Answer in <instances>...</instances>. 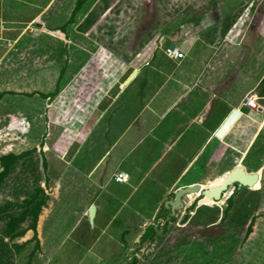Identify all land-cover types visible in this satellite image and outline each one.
Returning a JSON list of instances; mask_svg holds the SVG:
<instances>
[{"label": "rangeland", "instance_id": "374dc122", "mask_svg": "<svg viewBox=\"0 0 264 264\" xmlns=\"http://www.w3.org/2000/svg\"><path fill=\"white\" fill-rule=\"evenodd\" d=\"M76 1L0 0V21L29 25L3 34L9 39L22 35V41L0 45V92L21 99L7 108L2 102L0 109L22 111L27 101L35 107L30 117L22 112L13 120L1 117L0 155L8 152L9 143L18 152L39 140L46 142L47 133L57 134L43 120L38 104L53 92L63 65L72 64L73 56H63L62 33L71 39L79 31L89 33L92 42L86 43L95 46L84 48H104L112 66L178 65L183 79L201 80L208 94L216 96L219 103L212 105L211 123L237 110L233 122L222 126L223 142L207 151L202 178L212 169L220 176L209 179L205 191L215 192L236 168L254 174L256 180L239 188L230 184L218 199L188 194L182 198L184 208L173 216L162 209L154 219L140 217L139 227L121 235V246L90 264H264V0H87L73 23L66 24ZM61 26L64 32L56 30ZM170 44L184 54L181 61L172 63L162 53ZM86 57L81 61L87 62ZM131 73L129 69L123 79ZM249 99L255 108L246 107ZM24 129L28 137L14 136ZM30 153L0 182V239L7 245L1 264H31L29 249L16 239L31 225L30 212L45 195L38 184L44 166L37 148ZM12 219L20 221L10 229ZM59 252L51 264L78 260L64 257L65 248Z\"/></svg>", "mask_w": 264, "mask_h": 264}, {"label": "crops", "instance_id": "0c3cea01", "mask_svg": "<svg viewBox=\"0 0 264 264\" xmlns=\"http://www.w3.org/2000/svg\"><path fill=\"white\" fill-rule=\"evenodd\" d=\"M15 31L1 29L0 45L21 43L22 35L3 36ZM61 35L63 56H73L72 64L63 65L55 95L38 104L43 120L57 134L47 133L46 142L39 140L18 152L9 143L8 152L0 157L27 152L29 156L17 159L11 172L37 148L45 168L38 184L46 200L35 230L25 227L24 234L16 238L29 249L31 264H51L62 248L66 249L64 257H78L74 264L99 263L107 250L121 246L122 234L139 227L140 217L141 221L154 219L162 209L169 216L163 203L173 199L178 189L198 184L200 191L190 194L197 195L203 193L209 179L220 176L218 169H212L202 178L209 147L226 137L219 138L222 128L216 130L227 115L220 108L219 122L209 121L216 96L208 94L201 80L183 79L178 65L112 66L104 48H84L95 46L86 43L92 42L89 33L79 31L72 39ZM84 56L87 62L81 61ZM129 69L134 74L130 81L123 79ZM0 94V103H6V108L21 99ZM27 103L22 111L0 109V119L13 120L19 112L30 117L35 107ZM23 131L14 136L28 137V130ZM118 173L124 177L122 182L114 179ZM91 206L94 215L89 223Z\"/></svg>", "mask_w": 264, "mask_h": 264}, {"label": "water", "instance_id": "95a60500", "mask_svg": "<svg viewBox=\"0 0 264 264\" xmlns=\"http://www.w3.org/2000/svg\"><path fill=\"white\" fill-rule=\"evenodd\" d=\"M27 28L26 23H12V22H0V31L2 30H23ZM173 44L169 45V48H173ZM134 77V74L128 78V81H130ZM236 113V110H232V112L226 117V119L221 123L219 128L216 130H220L222 126L226 123H231L233 122V115ZM256 176L254 174L248 175L243 172L241 168H236L232 174V176L228 177L223 184L215 191V192H210V191H204L203 195L204 196H212L213 199H218L220 197L221 192L224 190L228 189V186L230 184H235L237 188L239 187H245L248 185L253 184L255 182ZM200 188L198 184H193L184 188L178 189L174 195L173 199L167 200L164 202V208L169 210L170 214L169 216H173L175 214L176 210H182L184 208V204L182 201V198L187 196L188 194L191 193H196L199 192ZM94 215V208L91 206L89 208L88 212V222L92 223Z\"/></svg>", "mask_w": 264, "mask_h": 264}, {"label": "trees", "instance_id": "16d2710c", "mask_svg": "<svg viewBox=\"0 0 264 264\" xmlns=\"http://www.w3.org/2000/svg\"><path fill=\"white\" fill-rule=\"evenodd\" d=\"M85 1H87V0H77L75 2L74 7H73V9L71 11L70 17H69L68 21L66 22V24L73 23L74 16L80 10V8L82 7V5L84 4ZM64 29H65V26H61V27L57 28L56 30L61 31V32H64ZM56 90H57V88L55 89V91L53 93L49 94L46 97L47 98L53 97L55 95V93H56ZM1 96H2V94H0V98H1ZM26 155H27V152L21 153L19 155L7 154V155H4V156H1L0 157V166L2 168V170L0 171V182L8 176L10 168L14 165V163L17 161V159L22 158V157H24ZM45 200H46V196H44L40 200V202H38L36 204V206L30 212V215L32 217V223L29 226V229L32 230L33 232L35 230V227L34 226H35V222H36L38 213L40 211V208L45 204ZM227 202H228L227 207H230V205H231V199L229 198ZM19 221H20V219H12V220H10L9 223H8L9 228L10 229L14 228L18 224ZM251 223L249 224L247 231H249V229H250L249 227L251 226ZM23 234H24V230L22 232H20L18 235H16V238L17 237H21ZM6 248H7L6 243L3 242V240L0 239V256L3 255L5 252H7V249ZM37 249H38V246L36 245L34 247V250H37ZM30 257H31V254L29 255V258Z\"/></svg>", "mask_w": 264, "mask_h": 264}, {"label": "built area", "instance_id": "2783aa9c", "mask_svg": "<svg viewBox=\"0 0 264 264\" xmlns=\"http://www.w3.org/2000/svg\"><path fill=\"white\" fill-rule=\"evenodd\" d=\"M173 45L174 46L172 49H170L169 47L166 48V50L164 51V55L172 61H181L184 58V54L178 49L175 44ZM145 65L147 66L148 62H146ZM246 107L255 108L254 106H252L251 99L247 101ZM114 179L116 182H122L124 180V177L121 173H118Z\"/></svg>", "mask_w": 264, "mask_h": 264}, {"label": "bare ground", "instance_id": "6f19581e", "mask_svg": "<svg viewBox=\"0 0 264 264\" xmlns=\"http://www.w3.org/2000/svg\"><path fill=\"white\" fill-rule=\"evenodd\" d=\"M251 102H252V106L256 107L255 103L252 100H251ZM234 115H237V111Z\"/></svg>", "mask_w": 264, "mask_h": 264}]
</instances>
